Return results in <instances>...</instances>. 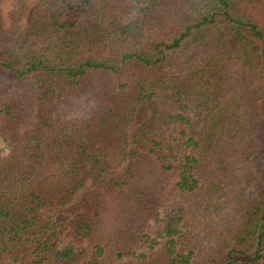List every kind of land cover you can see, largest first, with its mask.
<instances>
[{"label": "trees", "instance_id": "obj_1", "mask_svg": "<svg viewBox=\"0 0 264 264\" xmlns=\"http://www.w3.org/2000/svg\"><path fill=\"white\" fill-rule=\"evenodd\" d=\"M5 1L0 264H264V0Z\"/></svg>", "mask_w": 264, "mask_h": 264}, {"label": "rangeland", "instance_id": "obj_2", "mask_svg": "<svg viewBox=\"0 0 264 264\" xmlns=\"http://www.w3.org/2000/svg\"><path fill=\"white\" fill-rule=\"evenodd\" d=\"M9 4L10 2L6 0L3 3V10L4 13L7 14V11L9 10ZM134 19V15L131 16V20ZM88 102V101H86ZM84 103L83 107L81 109L75 110L76 114H86L90 108H91V103ZM258 142H259V153L255 159L254 162V170H255V175L257 177V181L255 184L250 188V194L253 197L258 196L261 191L264 189V125H261V128L258 133ZM2 144L0 143V147ZM83 192V191H82ZM82 192H80L73 200V202H76L82 195ZM39 213L44 215V216H54L56 214V209L55 207H47L39 210ZM68 244V241H64L62 243V246ZM223 264H228V262H224Z\"/></svg>", "mask_w": 264, "mask_h": 264}]
</instances>
